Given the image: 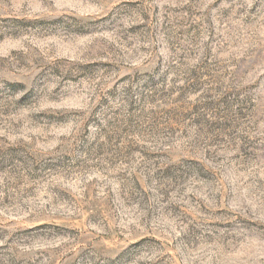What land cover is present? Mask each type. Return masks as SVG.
I'll list each match as a JSON object with an SVG mask.
<instances>
[{"label":"rangeland","instance_id":"374dc122","mask_svg":"<svg viewBox=\"0 0 264 264\" xmlns=\"http://www.w3.org/2000/svg\"><path fill=\"white\" fill-rule=\"evenodd\" d=\"M0 264H264V0H0Z\"/></svg>","mask_w":264,"mask_h":264}]
</instances>
